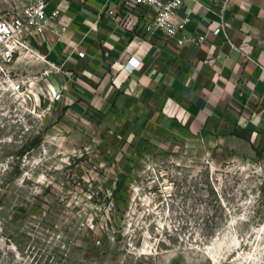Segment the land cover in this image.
<instances>
[{
	"label": "rangeland",
	"instance_id": "obj_1",
	"mask_svg": "<svg viewBox=\"0 0 264 264\" xmlns=\"http://www.w3.org/2000/svg\"><path fill=\"white\" fill-rule=\"evenodd\" d=\"M0 264H264V146L167 123L115 156L0 90Z\"/></svg>",
	"mask_w": 264,
	"mask_h": 264
},
{
	"label": "crops",
	"instance_id": "obj_2",
	"mask_svg": "<svg viewBox=\"0 0 264 264\" xmlns=\"http://www.w3.org/2000/svg\"><path fill=\"white\" fill-rule=\"evenodd\" d=\"M124 1L49 0L58 15L39 47L61 68L43 84L63 92L50 118L115 156L167 123L264 146V0H185L173 36L148 32Z\"/></svg>",
	"mask_w": 264,
	"mask_h": 264
},
{
	"label": "built area",
	"instance_id": "obj_3",
	"mask_svg": "<svg viewBox=\"0 0 264 264\" xmlns=\"http://www.w3.org/2000/svg\"><path fill=\"white\" fill-rule=\"evenodd\" d=\"M185 0H125L124 4L136 15L148 32L161 29L168 35L182 30L189 16H182L179 9ZM49 0H0V90L22 99L28 108L49 114L53 102L63 92L48 95L44 80L61 66L48 59L40 50L42 35L50 21L58 15L55 9L47 11ZM63 25L60 30H65ZM58 30V31H60ZM221 27L215 29L218 33ZM81 56L84 50L79 51ZM49 103L41 106L40 97Z\"/></svg>",
	"mask_w": 264,
	"mask_h": 264
}]
</instances>
